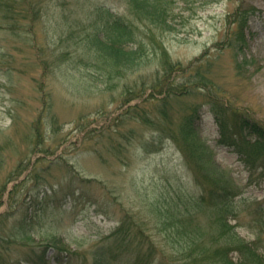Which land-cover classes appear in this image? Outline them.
Here are the masks:
<instances>
[{"label": "rangeland", "instance_id": "1", "mask_svg": "<svg viewBox=\"0 0 264 264\" xmlns=\"http://www.w3.org/2000/svg\"><path fill=\"white\" fill-rule=\"evenodd\" d=\"M127 1L40 0L41 17L32 31L0 26V233L6 238L11 232L17 235V243L1 250L0 264H33L25 260L26 253L46 245L49 264H59L54 258L57 247L79 251L77 264H87L83 253L90 261V253L122 218L143 221L147 233L164 244L168 254L172 250L165 242L166 231L159 228L166 217H186L191 210L184 203L199 199L203 192L190 160L173 139H165L156 150L144 148L155 132L137 119L113 131L115 118L140 101L133 98L124 104L126 87L139 74L155 75L161 50L143 57L130 73L131 81L117 77L103 82L97 66L84 60L86 33L98 9L128 15ZM164 1L173 28L158 29V35L173 59L188 63L211 50L213 60L206 67L216 88L244 112L250 107L246 113L262 122L264 0ZM242 4L255 6L256 11L249 17L248 45L239 57L240 61L247 56L248 61L236 70L226 40L234 26L229 15ZM191 99L172 102L175 123ZM212 114L207 105L202 107L192 149L208 158L207 169H214L217 179L234 183L241 209L230 223L237 225L240 236L257 241L264 253V222H259L255 207L261 204L264 209V155L251 156L222 143ZM191 159L198 160L196 155ZM22 181L19 192L10 196L9 189ZM158 204L164 208L155 211ZM205 216L208 213L200 219L205 221ZM25 231L30 232L29 241Z\"/></svg>", "mask_w": 264, "mask_h": 264}, {"label": "trees", "instance_id": "2", "mask_svg": "<svg viewBox=\"0 0 264 264\" xmlns=\"http://www.w3.org/2000/svg\"><path fill=\"white\" fill-rule=\"evenodd\" d=\"M127 2L130 5L128 15L114 13L109 9H98L97 19L86 33L85 52L88 58L84 59L85 62L97 66L101 74L98 77L103 82L117 77H128L131 81L129 75L143 63V57L148 53L157 54L158 49L161 50V66L154 72L155 75L139 74V79L131 81L132 85L126 87L124 93L131 98L126 97L124 104L133 98L140 101L129 104L115 118L116 128L112 130L119 132L121 124L137 119L139 123L152 127L155 132L151 140L143 144L144 148L156 150L165 139H173L190 160L196 175L194 180L202 184L203 192L199 199L184 203L191 210L186 213V217L181 215L172 220L166 217L162 228H159L160 231H166L165 242L172 250L169 255L165 245L153 240L147 233L146 227L142 226L143 221L122 218L90 253L92 259L89 261V256L83 253V260L88 258L87 264H264V253L257 241L243 238L236 230L237 225L230 223L231 219L238 218L236 216L241 209V200L236 198L238 191L234 183L225 177L217 179L214 176L216 171L207 169L208 158L203 159L200 152L195 154L191 146L196 143L192 136L196 132L195 124L204 105L213 113L219 126L221 142L231 145L234 150L246 151L251 156L264 155V119L260 122L249 116L246 112L250 111V107L244 112L232 103L226 92L216 88L206 67L213 60L211 50H204L202 55L188 63L173 59L163 45L161 35H158V29L167 32L173 28L169 21V7L164 0ZM42 9L40 0H0V26L11 30L21 28L30 32L40 19ZM255 11V6L242 4L229 15L234 26L227 35L226 44L227 49L234 53L236 70L248 61L246 55L240 61L239 57L248 45V20ZM149 46H152V52L148 51ZM181 75L187 77L179 78ZM148 89L151 90L150 95H145ZM185 96L193 99L185 102L179 122L175 123L170 106L174 100ZM174 124L176 128H173ZM34 128L39 141L40 133L37 127ZM195 155L198 160L192 163L191 158ZM262 174L264 176V165ZM21 183L23 181L14 185L10 196L16 191L19 192ZM241 199L248 203L247 198ZM1 202L2 193L0 205ZM154 204L156 205L155 202ZM255 207L256 214L260 216L259 222H264L263 206L260 204ZM162 208L164 205L158 204L155 211ZM206 213L208 216H205V221L201 220L200 217ZM171 223L176 227H171ZM209 226L212 228L210 232ZM29 234L30 232L25 231L24 236L28 241ZM11 243H17L15 232H11L7 238L0 233V255L1 250L8 251ZM47 247L49 246L46 245L41 250L31 247L25 260L32 261L33 264H49ZM57 248L54 258L59 264H77L79 251ZM69 255L73 256L72 259Z\"/></svg>", "mask_w": 264, "mask_h": 264}]
</instances>
